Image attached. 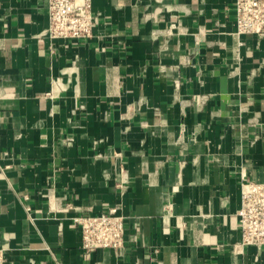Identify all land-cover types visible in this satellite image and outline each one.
I'll return each mask as SVG.
<instances>
[{
  "label": "crops",
  "instance_id": "crops-1",
  "mask_svg": "<svg viewBox=\"0 0 264 264\" xmlns=\"http://www.w3.org/2000/svg\"><path fill=\"white\" fill-rule=\"evenodd\" d=\"M90 39L45 35L46 0H0L6 264H264L240 185L264 182V37L234 0H92ZM117 207L124 246L85 254L76 216Z\"/></svg>",
  "mask_w": 264,
  "mask_h": 264
},
{
  "label": "built area",
  "instance_id": "built-area-1",
  "mask_svg": "<svg viewBox=\"0 0 264 264\" xmlns=\"http://www.w3.org/2000/svg\"><path fill=\"white\" fill-rule=\"evenodd\" d=\"M91 3L92 0H46L48 23L45 35L51 44L91 38L98 24V15L93 13ZM234 12L237 37H264V0H234ZM236 215L241 246L264 248V182L241 183ZM72 222L80 231L81 249L85 254L123 249L124 217L117 207L96 215L76 216ZM0 264H6L2 248Z\"/></svg>",
  "mask_w": 264,
  "mask_h": 264
}]
</instances>
